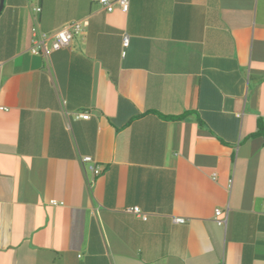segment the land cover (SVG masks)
I'll use <instances>...</instances> for the list:
<instances>
[{
    "label": "crops",
    "instance_id": "obj_1",
    "mask_svg": "<svg viewBox=\"0 0 264 264\" xmlns=\"http://www.w3.org/2000/svg\"><path fill=\"white\" fill-rule=\"evenodd\" d=\"M0 106V264H264V0H4Z\"/></svg>",
    "mask_w": 264,
    "mask_h": 264
},
{
    "label": "built area",
    "instance_id": "obj_2",
    "mask_svg": "<svg viewBox=\"0 0 264 264\" xmlns=\"http://www.w3.org/2000/svg\"><path fill=\"white\" fill-rule=\"evenodd\" d=\"M102 8L108 12L112 11L115 7H118L121 11L127 12L129 9V0H99ZM37 11H40V7L35 8ZM87 19L85 20H79V21H71L70 23H67L66 25L62 26L58 30L54 31L51 35L46 32H37L35 29L31 32V45H30V52L33 54H40L45 53L48 54L50 51H54L57 49H60L62 47H66L70 41L73 39V37L80 33V30L82 28L83 24H87ZM47 42H49V47H47ZM122 45L123 47H126L128 45V35L124 34L122 37ZM122 54H125V50L122 51ZM0 109L2 110H8L7 107L0 106ZM89 117L88 112L84 113H78L76 115V118H84L87 119ZM82 162H88L89 168L91 171H93L94 174L99 173V167L95 165L93 159L88 156L84 155L81 157ZM51 204L58 205L63 204V201H57L56 199L50 200ZM127 212L134 213L137 216L142 217L143 219H146V214L143 213V211L138 206H132L127 207ZM263 211H264V205H263ZM222 211L220 209H216L215 211V221L217 225L224 226L226 225V217H221ZM173 220L177 223L184 222V217H174Z\"/></svg>",
    "mask_w": 264,
    "mask_h": 264
},
{
    "label": "trees",
    "instance_id": "obj_3",
    "mask_svg": "<svg viewBox=\"0 0 264 264\" xmlns=\"http://www.w3.org/2000/svg\"><path fill=\"white\" fill-rule=\"evenodd\" d=\"M116 8V7H115ZM114 8V9H115ZM113 9V10H114ZM112 10V11H113ZM106 11V10H105ZM108 12V11H107ZM111 12V11H110ZM128 12V11H127ZM127 12H125V13H127ZM184 116H185V114H182V115H173V116H164V117H166V118H172V119H182V118H184ZM260 133L263 135V137H264V131H260Z\"/></svg>",
    "mask_w": 264,
    "mask_h": 264
},
{
    "label": "water",
    "instance_id": "obj_4",
    "mask_svg": "<svg viewBox=\"0 0 264 264\" xmlns=\"http://www.w3.org/2000/svg\"><path fill=\"white\" fill-rule=\"evenodd\" d=\"M3 4H4V0H0V12H1V9L3 7Z\"/></svg>",
    "mask_w": 264,
    "mask_h": 264
}]
</instances>
